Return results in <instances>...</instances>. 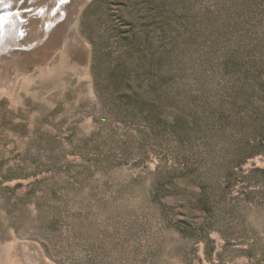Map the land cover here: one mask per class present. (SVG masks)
Listing matches in <instances>:
<instances>
[{
    "label": "rangeland",
    "instance_id": "1",
    "mask_svg": "<svg viewBox=\"0 0 264 264\" xmlns=\"http://www.w3.org/2000/svg\"><path fill=\"white\" fill-rule=\"evenodd\" d=\"M0 264H264V0L0 4Z\"/></svg>",
    "mask_w": 264,
    "mask_h": 264
},
{
    "label": "bare ground",
    "instance_id": "2",
    "mask_svg": "<svg viewBox=\"0 0 264 264\" xmlns=\"http://www.w3.org/2000/svg\"><path fill=\"white\" fill-rule=\"evenodd\" d=\"M24 1H26L27 2V0H24ZM36 1V0H35ZM48 1V0H47ZM10 2V0H0V4H2V5H4V4H6V3H9ZM39 2H41V0H39ZM78 3H80V1H78ZM36 4V3H35ZM38 4V3H37ZM40 4V3H39ZM54 4H56L57 5V3H54ZM27 5V4H26ZM25 5V6H26ZM53 5V4H52ZM82 5V4H81ZM24 6V7H25ZM52 7V6H51ZM53 8H54V10H55V12H53L54 14L57 12V7H55V5L53 6ZM76 8H78V6L76 7ZM20 10V9H19ZM27 11V10H26ZM32 12V11H31ZM3 13V12H2ZM52 13V12H51ZM26 14V13H25ZM27 14H28V12H27ZM54 14H52V15H54ZM77 13H76V9H74V11L72 12V16H71V30H72V35H73V38L76 40V41H78V40H80V38L78 37V35H77V33H76V26H74V27H72V24H73V21H75L76 20V18H77V15H76ZM49 15V14H48ZM10 17H8V20L9 19H11V17H13L14 18V14H12V15H9ZM26 16V15H25ZM40 16V15H39ZM39 16H37V17H39ZM21 17V16H20ZM22 17H24V16H22ZM21 17V18H22ZM16 18V17H15ZM49 18H50V16H49ZM56 18V17H55ZM53 19V16H51V20ZM39 20V19H38ZM34 21L36 22L37 20H35V18H34ZM6 22V21H5ZM4 22V23H5ZM53 22V21H52ZM4 23L2 24V25H4ZM8 23V22H7ZM14 23V22H13ZM38 23V22H37ZM58 23V22H57ZM61 23V22H60ZM55 24H56V22H55ZM60 25L61 24H58V25H55V26H57L55 29V31L53 30L52 31V34H54V33H56V31L59 29L58 27H60ZM74 25V24H73ZM15 27H17L16 25H15ZM62 28V27H61ZM24 29V28H23ZM64 30V29H63ZM40 32H41V30H40ZM47 33H48V31H47ZM58 33V32H57ZM11 34V33H10ZM39 34V33H38ZM41 34V33H40ZM13 35V34H12ZM58 36V35H57ZM81 41V40H80ZM26 45V44H25ZM30 245H32L31 243H29V242H23V245L22 246H24L23 248H30L31 246ZM32 248V247H31ZM23 251V250H22ZM25 252V253H24ZM23 252V254H22V256L25 258V260H26V258H29L30 259V257L29 256H31V255H28V253L26 252V251H24ZM26 254V255H25ZM38 254H39V256H41L42 257V255H41V252L40 251H38ZM28 255V256H27ZM43 258V257H42ZM22 259V258H21ZM44 259H45V257H44ZM43 259V261L44 262H46L45 260ZM47 263V262H46Z\"/></svg>",
    "mask_w": 264,
    "mask_h": 264
}]
</instances>
